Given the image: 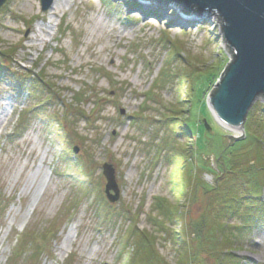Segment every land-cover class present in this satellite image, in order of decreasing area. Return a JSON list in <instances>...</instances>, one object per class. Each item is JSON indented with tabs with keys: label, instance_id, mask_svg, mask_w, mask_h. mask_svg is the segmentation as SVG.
<instances>
[{
	"label": "rangeland",
	"instance_id": "374dc122",
	"mask_svg": "<svg viewBox=\"0 0 264 264\" xmlns=\"http://www.w3.org/2000/svg\"><path fill=\"white\" fill-rule=\"evenodd\" d=\"M181 6L53 0L43 12L41 0H7L0 8L2 66L13 70L0 71V264H125L122 236L133 228L155 232L165 264H180L185 252L189 264H264V157L252 163L242 146L226 153L231 132L206 102L232 57L222 21ZM22 72L42 79L32 96ZM80 90L90 97L74 106ZM45 97L54 101L37 106ZM256 104L264 99L250 123L264 120ZM251 130L264 142V130ZM256 148L264 154V143ZM107 163L120 189L113 204ZM235 175L256 187L246 201ZM159 198L180 205L179 219L162 217Z\"/></svg>",
	"mask_w": 264,
	"mask_h": 264
},
{
	"label": "water",
	"instance_id": "95a60500",
	"mask_svg": "<svg viewBox=\"0 0 264 264\" xmlns=\"http://www.w3.org/2000/svg\"><path fill=\"white\" fill-rule=\"evenodd\" d=\"M6 1L0 0V8ZM176 1L185 5V12L195 7L200 12L214 13L222 21L223 39L232 57L206 102L217 124L231 132L229 140H244L249 111L259 97L264 98V0ZM52 3L53 0H41L42 11H48ZM204 124L211 131L207 121ZM234 133L241 136L235 137ZM102 168L105 195L110 203H116L120 189L115 169L108 163Z\"/></svg>",
	"mask_w": 264,
	"mask_h": 264
},
{
	"label": "trees",
	"instance_id": "16d2710c",
	"mask_svg": "<svg viewBox=\"0 0 264 264\" xmlns=\"http://www.w3.org/2000/svg\"><path fill=\"white\" fill-rule=\"evenodd\" d=\"M107 1L110 2V3L112 2L111 0H107ZM8 57H9V55L6 52L0 50V71H3L4 72V70H6L8 73H11L13 71L12 68H10V67L3 68L5 66H2V64L6 63L5 61H6V59ZM226 70L227 69L225 68L224 71H226ZM22 74L25 75L24 83L25 84H30V90L27 89L26 91H28V94L30 96H32L33 91H34V89L32 87L34 85L36 86L37 83H40V82L42 83V79L38 78L36 75L32 74L31 72L29 74H27V75L25 74V72H22ZM218 75L219 76H222L220 74H218ZM17 78H18L19 81L23 79L21 77H17ZM20 82H22V81H20ZM44 85L47 87V83H45ZM212 93H214V91H212L211 94ZM85 97L89 98L90 97V94H88V92H84V91H81L80 90L79 94H76V99L79 102L77 104L75 103L74 106H77L78 104H82L81 103V100H82V98H85ZM52 100L54 101V99H51L50 97H45V98H43L41 100V102H44V104L46 105V104H48ZM61 103H62L63 106H66V104L63 101H61ZM254 109H256V111H258L257 113H262V115L264 116V105L263 104H259V105L256 104V106L254 107ZM30 112H34V111H30ZM254 119L255 118L253 117V121L250 123V118H249V116L247 117V120H246V123H245V127L247 125H249V126H247L245 128V130H246V132H245V134H246L245 139L244 140H241V141H239L237 143H234V144H231V145H227L225 147L226 153L229 152V151H233V149H234V152H235V150L240 149L241 146H242V148H249V149H244L245 153L248 152L250 154H253V157H252V160H251L252 163L253 162L254 163L260 162L263 159V157H264L263 151L261 152L259 149L256 148V147H259L260 144H263L264 143L263 142V138H262L263 136H261L260 133L257 136V134L255 132H250V131H252L251 130V127H253V126L257 130H259V129L264 130V120H262V121L259 120V122H257V120H254ZM22 120L25 121L26 118L23 117L21 119V121ZM185 127H186V129L188 131L185 129ZM190 127L191 126L189 124L188 125L187 124H185V125L183 124L179 128L182 129V130L184 129V132L183 133H185L187 131L186 133H192V134H194L193 131H192L193 130V127L192 128H190ZM206 133H207V135H205V136H207V138H210V137L212 138L213 137V135L212 134H209L208 131H206ZM214 136L219 137V139L222 142L225 141L223 139V135H221V134L220 135L219 134L218 135H214ZM237 153H239V152H237ZM195 160H196V157H195ZM196 162H197V160H196ZM232 162L233 161H231L230 163H232ZM204 163L206 165V162L205 161H204ZM237 163L240 164V165L242 164V162L240 160H238ZM195 165H194V167H196ZM241 167H239V168L238 167H234V170L236 171V175L240 171V168ZM263 170H264V167H263ZM236 175H235V179L234 180L237 179V181L234 182V187H235V184H236V186H238L240 184L241 187H242L241 189L244 190V193H246V192L248 193L243 198V200L245 199V201H246L247 199H249L250 197H252V195H254V191H256L255 190L256 187L254 188L252 181L249 183V181L246 180L245 178H242V177L236 178ZM178 178H179L178 180H176V181L174 180L173 181V184L175 183V185H176L175 188H174V191L176 193V191L179 188H181V191H179V194H180L179 197H181V198L184 199V197H185V193L184 192L186 190L185 187L187 185V183H186L187 181H185V178H182V177H178ZM247 196H249V197H247ZM156 201L157 202H155L154 207H155V209H156V207H158V210L161 211V215H162L163 218L165 217V219H167L171 215H176L177 214L178 215L177 218L179 219V215H181L182 213H181V207H180V205L178 203H175L174 205L168 204L164 200L162 201L161 198L156 199ZM225 214H231V213L228 211V213H225ZM149 217H150V221L152 222V226L153 227L156 228V227H159V226L161 227L162 226V223L161 222L159 223L158 220L156 219V217L153 218L151 216V214H150ZM256 218L257 217H255L253 219V222L255 221ZM175 220L177 221L176 218H175ZM245 220L250 221L251 220V217L246 214ZM130 231H131V229L128 230V232H125V230H124V232H123L124 235L122 236V238L123 237L125 238L126 243L124 244V246L122 248V252H121V256L120 257L123 256L122 259L124 260L125 264H165V262L162 259L160 260V257L158 256V254L154 250L155 249L154 248V245L156 243V240L152 237V234H154L155 232L138 231L135 228H133V230L131 232ZM161 232H164V230H162ZM161 232H159V233H161ZM127 233H129V234H127ZM27 236L28 235H23L20 239H18L17 240L18 241L17 242V246H19L20 244H22L23 241H24V239H25V237H27ZM129 236H131V242H129L127 244V241H128ZM28 237H30V236H28ZM225 241L226 242H224V240H221V242L228 243L227 240H225ZM185 247L188 248L187 246H185ZM43 252H44L43 246H38V254L43 253ZM184 257H185L184 260L180 264H189V259L190 258L188 257L187 252H185ZM65 264H69V263L66 262ZM194 264H197V263L194 262Z\"/></svg>",
	"mask_w": 264,
	"mask_h": 264
},
{
	"label": "bare ground",
	"instance_id": "6f19581e",
	"mask_svg": "<svg viewBox=\"0 0 264 264\" xmlns=\"http://www.w3.org/2000/svg\"><path fill=\"white\" fill-rule=\"evenodd\" d=\"M182 6L185 8V5H182ZM182 6H181V7H182ZM192 9H193V7L189 8L188 12L192 11ZM184 10H185V9H184ZM182 21H185V20H182ZM246 120H247V119H246ZM245 123H246V122H245ZM225 130L229 131L228 129H225ZM236 135H238V133H236ZM34 209H35V206H34V205L30 207V209L28 210V214H27V218H26V220H28V219L31 217V215H32L33 212H34Z\"/></svg>",
	"mask_w": 264,
	"mask_h": 264
}]
</instances>
